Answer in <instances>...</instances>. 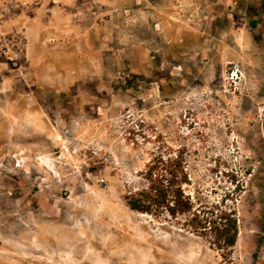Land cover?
I'll use <instances>...</instances> for the list:
<instances>
[{
    "label": "rangeland",
    "instance_id": "374dc122",
    "mask_svg": "<svg viewBox=\"0 0 264 264\" xmlns=\"http://www.w3.org/2000/svg\"><path fill=\"white\" fill-rule=\"evenodd\" d=\"M97 1L0 0V264H262L264 0ZM157 156L231 251L126 206Z\"/></svg>",
    "mask_w": 264,
    "mask_h": 264
},
{
    "label": "trees",
    "instance_id": "16d2710c",
    "mask_svg": "<svg viewBox=\"0 0 264 264\" xmlns=\"http://www.w3.org/2000/svg\"><path fill=\"white\" fill-rule=\"evenodd\" d=\"M143 179L146 182L145 188L130 192L124 197L130 210L156 217L187 216L186 226L192 232L210 238L212 244L221 252L232 250L238 235L235 213L223 210L208 213L194 209L190 198L184 195L181 188L182 184H188L189 181L180 159L170 161L162 156L153 158L145 167ZM262 230L264 231V227ZM263 243L264 237L259 238L258 244Z\"/></svg>",
    "mask_w": 264,
    "mask_h": 264
},
{
    "label": "crops",
    "instance_id": "0c3cea01",
    "mask_svg": "<svg viewBox=\"0 0 264 264\" xmlns=\"http://www.w3.org/2000/svg\"><path fill=\"white\" fill-rule=\"evenodd\" d=\"M40 1H41V3L45 2V1L48 2L46 7H44V5L41 4L38 8L39 10L44 9L43 14L45 16H54L55 15V16L59 17V19L62 20L63 22L66 21L67 18L71 17V19H72L73 17L81 14L80 9H83L82 6L77 7L76 0H39V2ZM96 2H98V1L96 0ZM93 4H96V3L94 2ZM90 7H91V10H94V11L89 12L90 9L89 10L86 9L87 11H86V13H84L86 16H92L94 14L95 15H105L109 11L107 9L102 10V7H100V5L92 6V4H90ZM87 12H89V13H87ZM38 25L43 26L42 24H38ZM99 27L102 29V25H100ZM91 28H93V27H90L89 29H87L85 31L86 33H85L84 37H87V39H88V36L93 35V33L95 31L94 29H91ZM69 29H70V26L67 28V30L70 31ZM42 30H43V28H42ZM67 30H63V31H67Z\"/></svg>",
    "mask_w": 264,
    "mask_h": 264
},
{
    "label": "bare ground",
    "instance_id": "6f19581e",
    "mask_svg": "<svg viewBox=\"0 0 264 264\" xmlns=\"http://www.w3.org/2000/svg\"><path fill=\"white\" fill-rule=\"evenodd\" d=\"M96 248H97V246H96ZM140 250V249H139ZM173 250V249H172ZM120 253V252H119ZM138 253H139V251H138ZM179 256V255H178Z\"/></svg>",
    "mask_w": 264,
    "mask_h": 264
}]
</instances>
